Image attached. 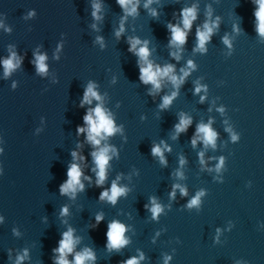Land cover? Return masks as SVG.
I'll use <instances>...</instances> for the list:
<instances>
[{"label": "water", "instance_id": "water-1", "mask_svg": "<svg viewBox=\"0 0 264 264\" xmlns=\"http://www.w3.org/2000/svg\"><path fill=\"white\" fill-rule=\"evenodd\" d=\"M259 7L258 0H132L126 7L0 0V264H58L69 229L68 264L86 250L93 258L82 264H264ZM187 8L196 18L184 29ZM205 23L213 30L201 50L197 31ZM169 25L186 32L184 44L170 43ZM142 46L154 70L171 65L182 81L159 78L158 90L145 84ZM89 84L100 97L91 103L84 100ZM165 96L171 103L161 107ZM97 106L116 129L97 137L98 145L84 120ZM182 117L190 123L178 132ZM201 124L216 133L214 145L205 144ZM105 147V179L97 184L92 153ZM74 163L83 188L62 192ZM113 182L124 189L114 204L101 199ZM153 198L162 209L156 216ZM112 222L125 228L119 248L109 246Z\"/></svg>", "mask_w": 264, "mask_h": 264}, {"label": "clouds", "instance_id": "clouds-1", "mask_svg": "<svg viewBox=\"0 0 264 264\" xmlns=\"http://www.w3.org/2000/svg\"><path fill=\"white\" fill-rule=\"evenodd\" d=\"M132 2V0H118V3L121 6L126 7L128 4H130ZM149 2H151V0H149ZM258 3L260 5L259 10L257 12V16L259 18V31L264 34V0H258ZM147 7V5H145ZM97 8H99V6H96ZM129 12H135L136 11V6L133 5V7L131 9H128ZM155 14V13H153ZM93 15H96V13L94 12ZM182 16H183V27L184 29H189L191 27L192 21L196 18V12L194 8H187L182 10ZM169 27L171 28V32H172V39L170 41V43H175V44H179L182 45L185 43L186 40V32L184 30H182L179 26L176 25H169ZM121 30H123L121 28ZM212 27L209 26L207 23H205L204 25V30L197 31V37H198V46L201 50L204 49V45L205 42L209 40L210 34L212 33ZM117 35H119V33H117ZM224 42L228 43L227 37L224 38ZM140 43L139 39L133 40L131 43V49H135L136 45ZM137 55L145 61L146 66H143L140 68V79L145 83H151L155 89H159L160 88V79L162 77H169V79H171V81L174 84H179L180 81H182L183 77H181L179 80L177 79V77L175 75H171V73L173 72V67L171 65H168L166 67H164L163 69L156 67L155 70L153 68V65L150 61H148V56H149V50L146 46H142L138 49ZM173 55H176V53H173ZM38 65H39V70L40 71H45V65H44V56H39L38 58ZM189 64L191 65V61H189ZM13 63L12 60L9 59L7 61H5V68L6 71L11 69L13 67ZM185 75H187V73L185 72ZM199 87H197L196 91L199 92ZM176 93L173 92L172 96H175ZM90 97H95L97 100L100 99V97L97 95L96 91H94V86L89 84L85 95H84V100L87 101L88 103H91ZM171 99L172 97L169 96H165L163 98V104L161 105V107H165L168 104L171 103ZM203 99V97L201 98ZM94 116H93V112H89L87 115L84 116V120L85 122H87V124L89 125L88 128V140L92 141L93 144L98 145L100 143V140L97 139V137H101L102 133L103 134H107V135H111L116 129H114L113 127V121L108 118L104 112V110L100 107L97 106L94 110ZM95 117V118H94ZM190 123V121L188 119L185 118H181L180 123L176 125V130L182 131L184 130V128ZM78 131L83 132L84 129L80 128L78 129ZM197 131L199 133L203 134V139L205 144H213L215 143V137H216V133L214 131H212V129L210 128L209 125H204L201 124L199 126V128L197 129ZM233 139H235V137H233ZM193 144H195V140H193ZM108 148H102L97 152H93L92 155L95 158V163L97 165L98 168V172H97V176H98V180H97V184H101L103 183L104 179H105V168L106 165L108 163ZM152 153L154 155H160L161 157V161L163 162V154L161 151V148L159 146H155L152 148ZM73 157L76 156V153L73 152ZM223 161H221L222 163ZM219 167V166H218ZM81 169L77 164H72L69 171H68V175L70 177V179L67 181L66 184L62 185L61 187V191L62 192H67L69 189L75 190L76 186L79 185L80 188H83V185L80 184V176H81ZM176 187H179L178 185ZM124 191V189L117 187L116 183L113 182L112 186H111V194L109 195V193L107 191H104L101 193V199H103L104 197H107L109 201H111L113 204L116 202L117 197ZM181 192H184V189L181 188ZM174 194V193H173ZM199 193L197 194V197L194 198L189 206L191 207L192 205H196L199 202ZM161 207L159 204H157L155 202V198H153L152 200V208L151 211L153 213V216H156L158 213L161 212ZM64 212L67 211V209L65 208L63 210ZM97 221L101 220L100 216L96 217ZM125 232V228L121 223L118 222H112L108 225V231H107V237H108V241H109V246L112 248H119L120 246L124 245L126 243V240L123 239V233ZM73 237H72V230L69 229L67 232H65L63 234V239L60 242V247L57 249V251H59L61 253V256L58 258V264H68V261L64 258V254L66 252H71L72 248H73ZM86 258H93L92 254L89 251H85L84 254L82 255H77L75 257V261L76 264H82V262L86 259ZM22 259V257H21ZM127 264H137V261L135 258L128 260Z\"/></svg>", "mask_w": 264, "mask_h": 264}]
</instances>
